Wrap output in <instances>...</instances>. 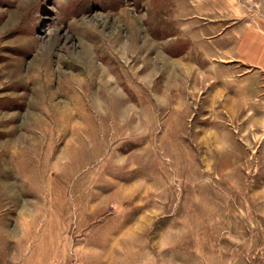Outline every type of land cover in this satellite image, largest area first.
<instances>
[{
	"label": "rangeland",
	"instance_id": "374dc122",
	"mask_svg": "<svg viewBox=\"0 0 264 264\" xmlns=\"http://www.w3.org/2000/svg\"><path fill=\"white\" fill-rule=\"evenodd\" d=\"M0 249L264 264V0H0Z\"/></svg>",
	"mask_w": 264,
	"mask_h": 264
},
{
	"label": "bare ground",
	"instance_id": "6f19581e",
	"mask_svg": "<svg viewBox=\"0 0 264 264\" xmlns=\"http://www.w3.org/2000/svg\"><path fill=\"white\" fill-rule=\"evenodd\" d=\"M42 137V136H41ZM46 162H47V160L42 164L43 166V168H41V170H40V172H38L36 175H39V176H44L45 174H44V167L46 166ZM49 166V165H48ZM32 167V166H31ZM46 168V167H45ZM32 169V168H31ZM34 169H36V168H34ZM56 169H57V171H59L60 169L62 170V168H61V166L60 165H56ZM33 172H35L36 173V170L35 171H33ZM61 173V172H60ZM45 180V179H44ZM25 234V233H24ZM19 249H20V247H19Z\"/></svg>",
	"mask_w": 264,
	"mask_h": 264
},
{
	"label": "crops",
	"instance_id": "0c3cea01",
	"mask_svg": "<svg viewBox=\"0 0 264 264\" xmlns=\"http://www.w3.org/2000/svg\"><path fill=\"white\" fill-rule=\"evenodd\" d=\"M2 253V251H1V249H0V254ZM2 260H3V258H2Z\"/></svg>",
	"mask_w": 264,
	"mask_h": 264
}]
</instances>
